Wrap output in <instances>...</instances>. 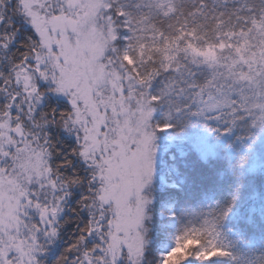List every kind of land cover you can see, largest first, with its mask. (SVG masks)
I'll use <instances>...</instances> for the list:
<instances>
[{
    "label": "snow or ice",
    "instance_id": "snow-or-ice-1",
    "mask_svg": "<svg viewBox=\"0 0 264 264\" xmlns=\"http://www.w3.org/2000/svg\"><path fill=\"white\" fill-rule=\"evenodd\" d=\"M0 264H264V0H0Z\"/></svg>",
    "mask_w": 264,
    "mask_h": 264
}]
</instances>
